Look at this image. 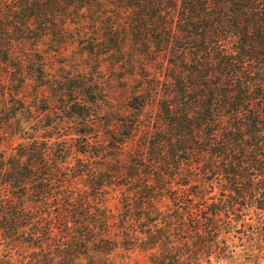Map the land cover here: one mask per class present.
<instances>
[{
    "label": "trees",
    "instance_id": "trees-1",
    "mask_svg": "<svg viewBox=\"0 0 264 264\" xmlns=\"http://www.w3.org/2000/svg\"><path fill=\"white\" fill-rule=\"evenodd\" d=\"M67 20L168 131L6 127ZM0 264H264V0H0Z\"/></svg>",
    "mask_w": 264,
    "mask_h": 264
},
{
    "label": "rangeland",
    "instance_id": "rangeland-1",
    "mask_svg": "<svg viewBox=\"0 0 264 264\" xmlns=\"http://www.w3.org/2000/svg\"><path fill=\"white\" fill-rule=\"evenodd\" d=\"M64 23L66 33L55 32L51 42L38 45L39 57L33 55L34 64L19 68L23 74L15 79L12 91L16 98L9 112L15 116L6 127L68 131L97 127L100 132L113 127H149L168 131L171 119L154 108L153 100L142 112L133 108L136 85L129 79L131 71L120 65L117 57L103 52L87 55L90 47L77 36L78 22ZM32 28L38 33L37 23ZM15 69L11 67V71ZM145 71L143 76L149 80L159 72L156 68Z\"/></svg>",
    "mask_w": 264,
    "mask_h": 264
}]
</instances>
